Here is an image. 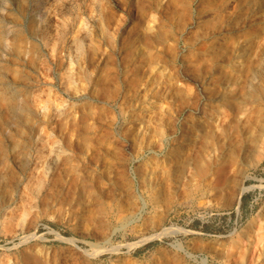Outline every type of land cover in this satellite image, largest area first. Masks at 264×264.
<instances>
[{
  "label": "rangeland",
  "instance_id": "obj_1",
  "mask_svg": "<svg viewBox=\"0 0 264 264\" xmlns=\"http://www.w3.org/2000/svg\"><path fill=\"white\" fill-rule=\"evenodd\" d=\"M94 1L91 42L67 39L74 83L47 180L3 170L0 264H264V0H57L51 23L33 0H0L6 80L34 84L40 31L53 40Z\"/></svg>",
  "mask_w": 264,
  "mask_h": 264
},
{
  "label": "bare ground",
  "instance_id": "obj_2",
  "mask_svg": "<svg viewBox=\"0 0 264 264\" xmlns=\"http://www.w3.org/2000/svg\"><path fill=\"white\" fill-rule=\"evenodd\" d=\"M56 1L57 0H33V3L35 4L33 19L37 22L44 19H46L47 22H50L51 19L48 15L47 6L52 3L54 4ZM102 7L100 6V3H95V1L88 5V17H83L81 22H78L79 24L74 22L70 28H61V32L57 29L59 33L56 35L54 34L55 38L53 37V40L49 39L48 41L46 32L40 31V33H42L43 42L40 43L37 54H40L43 51L47 52L46 54L44 53L45 55H39L38 57L39 66L36 71L37 77L34 80V84L27 82V79L21 77V79L14 84L9 83L6 80L7 72L4 71V64L11 56L10 38L13 36L9 25L5 21H0V182L5 178L3 170L11 162L14 164L15 169L17 167L23 169L25 172L23 181L20 183L21 186L32 180H35L34 182L37 181L35 184L39 183L41 185L47 180L48 171L51 170L52 166L57 161L56 153H49L48 151V149H51V151L57 149L54 148L56 147L54 144L56 143L57 138H55V134L52 133L55 121H57L56 119L58 117L64 114L63 110L67 106H70V103L65 101L64 97L65 95L68 96L70 94L71 84L74 83L75 72L71 64V52L72 49H74L73 47H76L74 50L75 53H77L76 51L79 52L84 49L87 42H91L92 36L88 31V25L90 21L95 20L99 14H102ZM52 8H54V6ZM51 13L53 14V10ZM55 24H57V22ZM68 38H70L71 42L75 45L72 48H68L70 47L67 44ZM50 40L52 41L50 42ZM24 58L26 57L24 56ZM31 62L33 61L31 60ZM58 64L61 66L59 74L54 70V67ZM8 73L10 74V72ZM84 74L86 78L90 80L88 73L86 72ZM55 77L59 85L56 89V95L54 94L55 96L52 98L51 93L53 91H51L52 87H50V89L49 86H51L50 84L55 85ZM21 126L26 127L28 135L17 149L14 151L11 149V151H13V156L10 157V140L12 139L14 131ZM46 151H48L47 153L49 154H47ZM28 195L27 199L25 196V200L23 201L22 199L19 204L21 206L14 209L12 214L13 218L11 220L14 221V219L21 218L24 213L30 210L33 202L31 196ZM11 222L7 224V227L12 230L14 228H12Z\"/></svg>",
  "mask_w": 264,
  "mask_h": 264
}]
</instances>
